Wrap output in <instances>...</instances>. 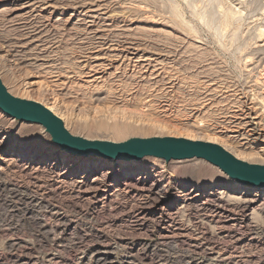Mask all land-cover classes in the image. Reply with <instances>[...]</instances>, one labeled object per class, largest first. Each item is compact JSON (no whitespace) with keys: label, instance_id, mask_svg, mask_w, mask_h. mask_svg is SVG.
Returning a JSON list of instances; mask_svg holds the SVG:
<instances>
[{"label":"rangeland","instance_id":"374dc122","mask_svg":"<svg viewBox=\"0 0 264 264\" xmlns=\"http://www.w3.org/2000/svg\"><path fill=\"white\" fill-rule=\"evenodd\" d=\"M25 1L0 0V79L18 99L44 107L55 102L69 115L68 123L61 121L72 135L114 143L132 138L189 139L186 136L225 132L219 125L224 113L240 104L253 108V117L260 115L252 106L256 93L250 88L262 76L250 69L252 54L261 44L257 36L264 26V0H114L109 26L96 20L90 28L84 24L88 19L84 22L86 17L73 7L84 0H65L55 14L34 12L38 14L34 18L24 8ZM91 1L96 0H85ZM229 8L239 14L228 26L223 20ZM31 27L42 40L39 45L47 46L44 55L60 70L57 82L29 78L37 72L45 76L32 64L38 50L14 48L23 56L21 63L5 53L8 43L24 39ZM95 28L109 40L120 38L117 50L124 49L122 60L108 61L105 52H100L105 60L95 59L98 45L91 36ZM132 48L138 50L136 56L130 55ZM118 51L107 55L120 56ZM138 56L153 59L160 67L136 63ZM96 77L100 79L94 81ZM28 82L36 84L28 87ZM97 95L104 100L94 101ZM196 106L201 108L192 111ZM115 120L134 130L118 138L111 130L98 128ZM63 155L42 127L0 112V264H93L98 254L108 255L111 264H182L187 240L162 237L168 233L169 217L179 216L178 222L191 233L192 224L201 219L211 225L217 220L223 221L220 226L227 224L196 209L204 202L213 209L216 198L226 197L221 193L224 188H233L232 180L202 160L165 163L145 158L122 167L98 161L92 165L94 161ZM149 189L157 196L147 199ZM250 194L260 197L254 191ZM166 209L176 212L160 217ZM222 232L223 227L211 229L202 244L233 250ZM259 247L252 252L264 260V245Z\"/></svg>","mask_w":264,"mask_h":264},{"label":"bare ground","instance_id":"6f19581e","mask_svg":"<svg viewBox=\"0 0 264 264\" xmlns=\"http://www.w3.org/2000/svg\"><path fill=\"white\" fill-rule=\"evenodd\" d=\"M63 1H65V0H27V1H25L26 2L25 5L23 3V6L25 9H28V10L30 9V15L33 16V18H34V17H38L37 16L38 14L33 15L34 12L35 13L36 12H38V13L48 12L50 14H55V12H57L61 9V6L63 5L62 4ZM113 1L114 0H98V1L96 0L95 2H93V1L85 2V0H84L82 2L74 3L73 7L75 10H78L82 15H84L86 17L83 20L84 22H85V20L88 19L87 22L84 23L86 25H88V23H89L90 26H87L88 28L94 26V24H96L95 23L96 20H99V21H97V23L102 22V23H100V25L102 27H107V26H109V25H106L107 22H109L111 20V17L113 16V15L111 16V14H110L112 12V11H110V9H111V3L113 4ZM229 9L226 12V14L224 15L223 22H225V23H228L231 20V18H233V16H236L237 14H239L238 9L236 11H234L235 9H233V8L230 9L231 11H229ZM229 23H228V26H229ZM97 28H99V27L97 26ZM109 29H107V30H109ZM104 30H106V29H104ZM95 31H96V28H95ZM95 31L94 32L90 31L91 33H93V35H91V36L94 37L93 40L96 41L95 44L98 45V47L95 48L96 51L94 52L95 56H96L95 59L96 60H99V59L105 60V58L100 56L101 55L100 52H105L103 56L106 58L109 57V59L107 58L108 61L110 60V58H112L113 60H118V61L120 59L122 60L121 53L124 52V49H122V51L117 50V48H119L121 45L120 42L117 40L118 37L114 36L115 39L109 40V39L105 38L103 35H101L103 30L96 31V32ZM37 33H38L37 29L32 28L31 30H29L24 35V37H25L24 39L12 42V44L9 42L11 45H9V43L7 42L8 46H6L5 53L7 54V56L9 55V56H11V58H13V62L21 63V61H22L21 57H23V56H20L19 51H15L14 48H18L17 50L25 49L26 51H27V49L38 50L36 57L34 59H32L33 60L32 64L34 65V69H37L39 71L41 70L47 78H44L45 76H41L42 73L40 74L38 72L36 73V75H34V77L29 76V78H37L40 81L43 80L41 82H44V80H46V79L51 80L52 83L57 82V80L59 81L61 78L60 70L58 71V69L55 68L56 67L54 65L55 63L53 64L52 61L49 59V57L44 55L47 46L44 47V45H41V44L39 45V43L42 40L40 41V38L37 37ZM109 33H110V31H109ZM257 38L261 42V44L256 47L257 49L255 50V52L253 51L254 54H252L253 57H251V58H253V59H251L253 61L252 62L253 64L251 63L252 68L250 69V71L257 70V72L262 76V78L258 82H256V80L254 81L252 79L254 81V82H252L253 88H250V89H254V91L256 93L255 97H251V98H255V103L252 106L256 107L255 108L257 110L256 112H260V115L258 116V114H256V116L254 115V117H253L252 116L253 108H247L246 106H244L245 104L244 105L240 104L237 107H235V109H237V110H235L233 112H228V111L226 112L225 111L226 113H224V115H223L224 121L221 124H219L220 126L222 125L220 128L225 130V132L213 131L211 135L202 136V137H195V136L191 135L190 137L186 136V138L191 139V141L201 140L202 142L204 141L206 143L217 144V145L221 146L223 149H225L226 151H228L229 153H231L235 158H237L239 160H243V161L251 163V164L253 163V164L264 165V41H263V39H264V26L259 27ZM118 39H120V38H118ZM123 43H124V41H123ZM29 46H32V48H29ZM33 47H35V48H33ZM115 51H118L120 53V56H116V55L115 56H109V55H111L110 53L113 54V52H115ZM131 51H134V52H132L130 55H135V56L137 55L138 50L132 48ZM89 53H90V51H89ZM107 54H109V55H107ZM88 55H85V56H88ZM105 55H107V56H105ZM249 55H251V54H249ZM98 56H100L102 58H100V57L98 58ZM2 57H0V59ZM138 57L139 58H137V60L135 59L136 63L151 62V63L155 64V66H152L154 68L161 64L159 62H156L153 59H151V60L144 59L145 56L144 57L138 56ZM248 57L247 58L249 60L250 56H248ZM27 63H30V62H27ZM245 63H246V59H245ZM144 64H146V63H144ZM57 67H58V65H57ZM92 67H93V65H92ZM134 67L135 66L133 65V68ZM138 67H139V65H138ZM68 74H70V73H68ZM89 74H91V73H89ZM68 77H69V75H68ZM97 79H100V77L94 78V81H96ZM33 84H36V83H29L28 82L25 85H28V87H29ZM221 88H222V86H221ZM23 90L26 91V87ZM250 93H252V92H250ZM209 96H210V94H209ZM92 99L96 102H98V101L100 102L101 100H104V98L103 97L101 98L100 95H97L95 98L93 97ZM251 100H253V99H251ZM250 103H252V102H250ZM201 106H203V105H201ZM201 106L193 107L191 110L197 111V110H199V108H201ZM45 107L49 111H51L54 115H56L57 117L62 119L64 123L66 122V120L68 123L69 115L65 114L64 112H61L59 107L56 106L55 102L50 103V104H46ZM217 111L219 112V110H217ZM220 113H221V111H220ZM66 115H67V117H66ZM114 116L116 117L115 114H114ZM139 117L141 118L142 116H139ZM109 118H111V117H109ZM113 118L114 117H112V119ZM121 119H127V117L122 115ZM129 119H133V118L130 117ZM106 121H108V120H106ZM105 123L106 122L99 124L98 128L104 129V130H111L114 133L115 137H118V138L129 133V132H131L132 130H134V128L131 125L124 124L121 122H117L116 120L111 121L110 122V124L112 123L111 125H108L107 123L106 124ZM65 126L67 127V124H65ZM227 133H229L230 135H227ZM61 153H64V152H61ZM64 154L65 155H63V157H65V158H68V159H74L75 158V157L68 156L66 153H64ZM84 160L87 162H93L94 161L92 163V165H94V163H96L97 161L102 162V163H100V165H103V164L105 165V163H108V166H112V164L119 165V166L121 165L122 167H124L126 165H133V164H131V162H121L120 161L119 162L120 164H116L113 161L107 162V160L105 161V160L93 159V158H84ZM84 160L77 159V162L78 161H84ZM217 171L221 175H224L218 169H217ZM232 184H233V188H228V189L224 188V190L221 192V193H224L227 198L225 196H221V195L219 196V198H216L215 203H217V205L214 206L213 209H208V205L205 202L201 203L196 208L197 210L202 211V212L212 213L211 218L217 217L218 219H220V218L224 219L225 220L224 222H227V224H225L223 226H220V225H222L221 223L223 221L217 220L213 223L214 225H211V222H203L201 219L199 222L192 224L194 233H191V231L188 228L182 226V224L180 222H178L179 216H171L176 211H167V209H166L165 214L160 213L161 214L160 217L171 216V217H169L170 223L167 226L168 233H166L162 237L168 241H172V240H175L178 238H185L187 240L188 250L185 252V254L182 257L183 258L182 264H264V260H261L260 258H256L255 254L252 252L253 250H257L258 248H260L259 246L264 245V236H263V227H264L263 226V220H264V198H263V195H264V189H259L256 187L255 188L243 187V186L236 184L235 182H233ZM214 188L215 187L213 186V189ZM120 191H121V189H120ZM250 191L257 192L258 196L260 195V197L258 199L255 198L256 195H254V196L251 195ZM237 193H239V196L235 195ZM209 194L212 196L211 192H209ZM227 194L229 195V197ZM152 195L157 196L155 194V192H153V189L147 190V195H146L147 199L150 198ZM231 195L233 196L232 198H230ZM213 197H215V196H213ZM261 197L263 199H261ZM153 199L154 198H152L151 200L153 201ZM154 203H156V200H154L153 204ZM147 204H149V203H147ZM186 204L189 208L192 207L191 203H186ZM162 211H164V210H162ZM182 212H184V211L182 210ZM222 227L224 229V232H222V233H224L225 235H228V237L231 241V244L234 247L233 250L227 251V247L221 248L218 245L202 244L201 241L207 235H209L211 233V229H213V228H219L220 229ZM245 232L249 233L248 239H246L244 237ZM222 233H220L219 235H222ZM258 238H261V239L258 240ZM190 241H192V243ZM257 254H259V251ZM98 255H100V256L99 257L95 256V258L93 260V262H94L93 264H111V262L108 259V255H106V254H98ZM104 255H106V256H104Z\"/></svg>","mask_w":264,"mask_h":264},{"label":"water","instance_id":"95a60500","mask_svg":"<svg viewBox=\"0 0 264 264\" xmlns=\"http://www.w3.org/2000/svg\"><path fill=\"white\" fill-rule=\"evenodd\" d=\"M0 112L21 123L37 125L61 152L76 158L139 162L145 158L171 161L202 160L243 187L264 189V165L235 158L221 146L184 138H132L114 143L72 135L59 117L41 104L12 96L0 79Z\"/></svg>","mask_w":264,"mask_h":264}]
</instances>
